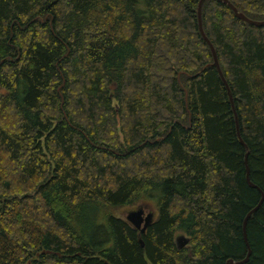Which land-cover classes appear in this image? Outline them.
I'll return each mask as SVG.
<instances>
[{"label":"trees","instance_id":"trees-1","mask_svg":"<svg viewBox=\"0 0 264 264\" xmlns=\"http://www.w3.org/2000/svg\"><path fill=\"white\" fill-rule=\"evenodd\" d=\"M199 2L0 0V264H264V26L204 1L223 80Z\"/></svg>","mask_w":264,"mask_h":264},{"label":"water","instance_id":"water-1","mask_svg":"<svg viewBox=\"0 0 264 264\" xmlns=\"http://www.w3.org/2000/svg\"><path fill=\"white\" fill-rule=\"evenodd\" d=\"M205 0H200L199 2V6H198V22H199V30H200V34L201 36L203 37V39L206 41V43L208 44L211 52H212V55H213V58H214V66L217 68L219 74H220V77L223 79V76H222V73H221V70H220V66L218 64V60H217V56H216V53H215V50L212 46V44L209 42V40L206 38L205 34H204V31H203V28H202V21H201V8H202V5L204 3ZM220 2H222L223 4L227 5L234 13L235 17L239 20H241L242 22L248 24V25H251V26H255V27H263L264 26V21L262 22H256V21H252L250 19H248L246 16H244L243 14L239 13L238 10L228 1V0H219ZM224 80V79H223ZM227 87V86H226ZM229 97H230V100H231V103H232V98H231V95L229 94ZM239 139H240V142L242 144L243 141L242 139L240 138V135H239ZM121 140L123 141V138L121 137ZM246 166H247V161H246ZM247 182L249 184V186L251 188H254V189H257L256 186H254L250 179H249V168L247 166ZM263 194H262V198H261V201L260 203L258 204V206L252 210L245 218L244 220V228H243V232H244V239H245V243L247 245V247L249 248V245H248V241H247V236H246V222L248 220L249 217H251V215L258 210V208L260 207L262 201H263ZM125 220L132 226L134 227L136 230H138L140 233L144 234L146 232V230L148 229V227L153 223L154 221V215L152 213H149V212H146L144 209L142 208H138L134 211H131L129 212L126 217H125ZM176 243H177V246H178V249H183L184 247H186L189 243V240L188 238H185L183 236H180L176 239ZM49 254H51V252H48ZM250 255V250L248 252V256ZM248 256L245 260L243 261H240V262H237V263H234L233 261H229L228 264H245L248 260Z\"/></svg>","mask_w":264,"mask_h":264},{"label":"rangeland","instance_id":"rangeland-1","mask_svg":"<svg viewBox=\"0 0 264 264\" xmlns=\"http://www.w3.org/2000/svg\"><path fill=\"white\" fill-rule=\"evenodd\" d=\"M110 89H111V90H115V89H116V86L112 85V86H110ZM1 92H2V94H5V91H4V90H2ZM119 120H120V119H119ZM119 120H118V121H119ZM121 137L123 138L122 135H121ZM121 142H124V138H123V141L121 140ZM140 207H141V206L137 205V206H134V207H124V208H121V209H118V210H113V211H114V214H116L118 217L125 218L126 215H127L129 212L134 211V210H136V209H138V208H140ZM146 211L149 212V213H153V214H154V219H155L156 214H155V212H154V207H152V206H151V207H148V208L146 209ZM180 236H183V237L186 238V236H185L184 234L180 233V232L177 233L176 238H178V237H180Z\"/></svg>","mask_w":264,"mask_h":264}]
</instances>
